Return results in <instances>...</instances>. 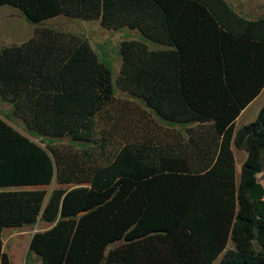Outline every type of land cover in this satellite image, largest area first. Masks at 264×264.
I'll return each instance as SVG.
<instances>
[{
    "label": "trees",
    "instance_id": "obj_1",
    "mask_svg": "<svg viewBox=\"0 0 264 264\" xmlns=\"http://www.w3.org/2000/svg\"><path fill=\"white\" fill-rule=\"evenodd\" d=\"M2 6L33 25L97 21L166 48L119 44L116 87L142 106L115 97L85 37L40 27L0 48V99L37 139L0 117V264H11L3 231L38 222L49 228L24 264H264V105L234 130L264 88V14L247 20L226 0Z\"/></svg>",
    "mask_w": 264,
    "mask_h": 264
},
{
    "label": "rangeland",
    "instance_id": "obj_2",
    "mask_svg": "<svg viewBox=\"0 0 264 264\" xmlns=\"http://www.w3.org/2000/svg\"><path fill=\"white\" fill-rule=\"evenodd\" d=\"M231 7L243 18L247 20H256L264 14V0H226ZM52 28L59 31H64L71 34L80 35L85 37L90 46L97 54L100 61L109 62L112 75V84L114 95L117 99L127 100L139 106H142L136 99H132L125 93L121 92L116 87V78L119 74L121 59L118 55L119 44L122 41H141L144 42L150 50H160L166 48L163 45L155 44L146 41L138 31L122 28L119 31H107L102 29L97 21H81L76 19H69L65 17H57L43 22L41 25H33L28 23L24 17L15 9L9 6L0 7V48L8 47L30 38L36 28ZM264 105V88L260 95L248 106L246 112L237 119L234 130L239 129L241 126L250 123L255 119L257 112ZM12 107L2 102L0 99V114H2L7 121L20 133L34 140L25 130L24 126L19 120L11 115ZM254 118V119H253ZM34 141H37L34 140ZM56 144L65 143V140L55 141ZM236 161V181L239 180L240 165L244 160L245 154L234 149ZM259 164L258 173L256 175V182L264 187V149L259 152L255 157ZM55 187L52 183L46 188L48 194ZM49 225L38 222L36 225L31 226L29 230L39 231L48 228ZM25 239V237H24ZM120 242L110 244L105 251L107 254L109 249L118 246ZM14 248V247H13ZM20 246L12 249V264H23L24 250ZM218 258L213 264H217Z\"/></svg>",
    "mask_w": 264,
    "mask_h": 264
},
{
    "label": "crops",
    "instance_id": "obj_3",
    "mask_svg": "<svg viewBox=\"0 0 264 264\" xmlns=\"http://www.w3.org/2000/svg\"><path fill=\"white\" fill-rule=\"evenodd\" d=\"M252 102L250 104H252ZM248 106L241 112V114L239 115V117L237 119H239L246 112L245 110L248 108ZM258 112H257V114H258ZM257 114H256V116H257ZM256 116H255V118H256ZM0 117L6 120V118L2 114H0ZM237 119H236V121H237ZM236 121H235V123H236ZM7 122L10 124L9 121H7ZM235 123H234V125H235ZM263 189H264V187H263ZM29 228L30 227H23V228H18V229H5L3 231V233H2L3 250L8 255L11 264H12V258H11L12 252L11 251L15 247L20 246L21 247L20 249L24 250V253L26 254V251L28 249L31 237L36 232L34 230H32V231L29 230ZM46 229L47 228H45L43 230H46ZM24 237H25V239H24ZM23 264H24V262H23Z\"/></svg>",
    "mask_w": 264,
    "mask_h": 264
}]
</instances>
